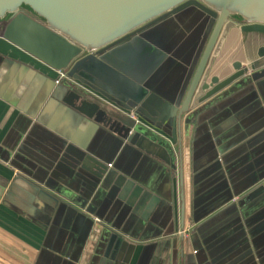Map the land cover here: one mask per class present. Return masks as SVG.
Returning <instances> with one entry per match:
<instances>
[{"label": "crops", "instance_id": "obj_1", "mask_svg": "<svg viewBox=\"0 0 264 264\" xmlns=\"http://www.w3.org/2000/svg\"><path fill=\"white\" fill-rule=\"evenodd\" d=\"M57 78L0 31V264H264V66L180 117L171 165L72 118ZM75 146L135 183L86 196Z\"/></svg>", "mask_w": 264, "mask_h": 264}, {"label": "water", "instance_id": "obj_2", "mask_svg": "<svg viewBox=\"0 0 264 264\" xmlns=\"http://www.w3.org/2000/svg\"><path fill=\"white\" fill-rule=\"evenodd\" d=\"M193 14L199 22L188 30ZM0 23L5 40L65 72L50 94L72 118L166 165L180 117L264 66V0H0ZM168 64L172 79L159 84ZM68 160L89 172L79 174L86 196L123 178L121 188L135 183L82 146Z\"/></svg>", "mask_w": 264, "mask_h": 264}, {"label": "flooded vegetation", "instance_id": "obj_3", "mask_svg": "<svg viewBox=\"0 0 264 264\" xmlns=\"http://www.w3.org/2000/svg\"><path fill=\"white\" fill-rule=\"evenodd\" d=\"M183 22L184 18H180ZM237 21V20H236ZM199 22V20L197 19V16L195 14L191 15L189 17V19H187L185 21V23L183 24L185 26V28H187L188 30H190L192 28V25H196Z\"/></svg>", "mask_w": 264, "mask_h": 264}, {"label": "built area", "instance_id": "obj_4", "mask_svg": "<svg viewBox=\"0 0 264 264\" xmlns=\"http://www.w3.org/2000/svg\"><path fill=\"white\" fill-rule=\"evenodd\" d=\"M57 72L58 78L55 80V82L58 84L61 81L62 77L65 75V72L63 70H57ZM111 165V163L108 164L109 167H111Z\"/></svg>", "mask_w": 264, "mask_h": 264}, {"label": "rangeland", "instance_id": "obj_5", "mask_svg": "<svg viewBox=\"0 0 264 264\" xmlns=\"http://www.w3.org/2000/svg\"><path fill=\"white\" fill-rule=\"evenodd\" d=\"M2 26H3V23H0V31H1Z\"/></svg>", "mask_w": 264, "mask_h": 264}]
</instances>
